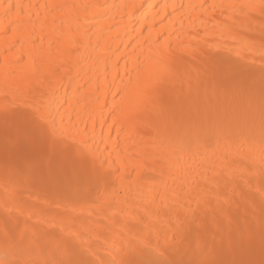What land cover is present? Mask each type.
<instances>
[{
  "label": "bare ground",
  "instance_id": "bare-ground-1",
  "mask_svg": "<svg viewBox=\"0 0 264 264\" xmlns=\"http://www.w3.org/2000/svg\"><path fill=\"white\" fill-rule=\"evenodd\" d=\"M62 2L65 0H4V3L11 4ZM93 2L107 5L134 3L137 10H129L128 15H118L115 9L112 10L113 19L109 23L118 25V28L105 37V47L109 49L107 58L95 65L91 61L77 65L70 73L72 87H68L69 80L61 79L65 73L62 67L55 80V87L60 91L49 100L57 123L63 120L65 129L71 133L73 152L87 157L78 165H70L68 170L62 171L64 181L73 186H78L81 181L85 186L91 182L98 187H94L88 199L75 200L62 195L51 179L40 176L29 180L25 177L20 190L14 193L15 201L9 203V210H6L4 122L0 119V261L4 264H25L28 260L58 264L59 260L68 258L74 261L94 259L81 255L75 248L70 257H62L57 249L70 238L69 233L96 229L82 239L92 242L99 238L101 243L96 247L107 253L110 249L102 247L103 241L114 239L123 228L112 220L119 212L120 202L127 200L131 206L134 200L138 205L141 196L149 193L152 196L163 195L168 190L167 185L184 193L180 200L182 206L185 200L193 208L199 204L198 224L204 225V231L196 237L194 245L191 240L185 243L184 248L187 250L192 246L193 251L183 258L197 259L196 249L204 248L205 254L214 253L209 257L214 260L258 262L262 258L259 237L254 246L242 248L236 254L227 251L226 242L221 245V237L226 238L229 233L238 236L241 226H250L253 220L259 232V204L264 199V122L261 119L264 101L259 90L261 66L264 64L260 59L264 52L261 47L264 45V17L259 9L242 17L238 9L214 6L259 4L260 0ZM164 3L186 7L162 20L163 13L159 7L149 8V5ZM189 5L195 7L189 8ZM168 12L171 13V8ZM5 26H8L7 22ZM14 27L17 31L10 37L0 36V78L5 71H14L17 77H23L33 71L34 65L42 71L47 59L57 64L62 62L67 41L53 28L45 26L41 30L38 22L36 31L26 35L19 31L18 26ZM5 40L7 44L15 45L7 53L10 62L7 67L2 51L6 46ZM161 45L166 49L170 46L179 57L172 69L174 76L162 94L163 110L144 114L131 125L114 122L115 118L110 113L113 105L122 101L128 111H134L137 89L158 76L157 48ZM41 52L45 54L44 60ZM134 64L139 66L138 72L131 71ZM253 80L256 87H248ZM77 86H80V105L77 106L73 100L70 105L61 107L57 97L71 99L72 89ZM117 89L123 91L114 100L113 94ZM84 97H87L86 101ZM16 119H21L19 114ZM48 147L51 150L50 142ZM148 150L170 157L169 163L175 167L170 166L163 171L162 165L150 163L138 170L144 179L137 185V173L131 172L130 164L123 175L131 173L132 181H118L111 187L105 186L103 173L114 171L109 164L118 163L121 159L135 161ZM105 159L109 164L101 168ZM221 179L231 183H227L226 188L219 185L208 195L210 188ZM249 196L255 205L254 214L246 207ZM105 197H114L117 207L109 209L102 206ZM169 202L165 199L163 206L167 207ZM157 203H160L159 199ZM218 212L219 217L216 215ZM101 231L107 235L101 236ZM21 238H25L26 246L32 245L28 254L9 252L10 245H19ZM168 238H172V233ZM120 247L117 243V248ZM139 256L149 258L143 253ZM122 258V255L112 253V259L117 262Z\"/></svg>",
  "mask_w": 264,
  "mask_h": 264
},
{
  "label": "snow or ice",
  "instance_id": "snow-or-ice-1",
  "mask_svg": "<svg viewBox=\"0 0 264 264\" xmlns=\"http://www.w3.org/2000/svg\"><path fill=\"white\" fill-rule=\"evenodd\" d=\"M153 7H159L160 13H163V20L167 19L168 15L184 10L186 6L175 3L149 5V8ZM187 7L195 6L189 5ZM214 7L238 9L242 17L259 9L261 16L264 17V0H260L259 4L244 3ZM169 8H171V13L168 12ZM113 9L118 15H128L129 10H137V5L134 3L107 5L93 2V0H81L79 3L74 2V0L72 2L65 0L62 3L11 4L0 0V36L10 37L17 31V27L14 26H18L19 31L26 35H30L36 31L39 22L41 30L45 26L51 27L61 35L62 39L67 41V47L62 53L63 60L60 64L47 59L42 71L34 65L33 71L23 77H17L14 71H5L0 78V90L3 93L0 95V119L4 122L3 163L6 210H9V203L15 201L14 193L20 190L25 177L29 180L40 176L44 179H51L56 182L62 195L75 200L88 199L92 195L94 187H98V185H92L91 182L85 186L84 182L81 181L78 186H73L70 182L64 181L61 175L62 171L68 170L70 165H78L81 160L87 157L73 152V145L70 143L71 133L65 129L63 120L57 123L50 110L49 98L56 96L60 91L59 88L55 87V80L62 67L65 68V73L61 79L69 80L68 87H72L70 73L75 70L77 65L84 61H91L95 65L107 58L109 49L105 47V37L114 28H118V25L109 23L113 19ZM5 22H7V27ZM138 23L140 22L138 21ZM142 30L143 24H141V34ZM16 42L19 43V38ZM5 45L2 47V51L5 54V67H7L10 63L7 53L11 52L15 45L7 44V40H5ZM261 47L264 48V45ZM40 55L41 59L44 60L45 54L41 52ZM157 57L158 76L137 89L134 111H128L122 101L113 105L110 113L115 118L114 122L131 125L144 114L157 109L163 110L162 94L168 81L174 76L172 69L179 57L177 53L171 51L170 46L166 49L163 45L157 48ZM260 59L264 61V52L261 53ZM138 67L134 64L131 71L138 72ZM63 87L61 84V88ZM248 87L255 88L256 82L251 81ZM259 90L262 101H264V64L261 66ZM122 91L123 89L116 90L113 94L114 100L116 96L121 95ZM79 93L80 86H77L72 89L71 99L66 96L57 97L60 106L70 105L73 100L79 106L81 103ZM83 99L86 101L87 97ZM85 107L87 108V105ZM18 114L21 119H16ZM261 119L264 122V102L261 106ZM49 142L51 143V150L48 147ZM169 162L170 157L166 158L148 150L142 156L137 157L135 161L121 159L118 163L109 164V161L105 159L101 162L100 167L109 164L110 168H114V171L103 173L105 186L111 187L118 181L133 180L131 173L127 176L123 175V172L131 164V172L137 173L135 183L139 185L140 181L144 179L139 174V169L149 166L151 163L162 165L163 171H167L170 166L175 167ZM76 171L78 172L79 169L77 168ZM97 175L99 176V170H97ZM227 183H231V181ZM227 183L222 179L217 181V184L210 188L208 195H211V192L215 191L221 184L226 188ZM165 187L168 190L163 195L152 196L149 193L141 196L138 205L134 200L131 206H128L127 200L120 202L119 212L112 217V220L120 223L123 228L118 236L114 239L104 240L102 244L105 250L110 249V251L106 253L96 247L97 244L101 243L99 238L92 242H86L82 239L83 236L90 235L91 231H96V229L69 233L70 238L64 241L62 248L57 249L61 256L70 257L75 248L81 255L94 259L74 261L68 258L59 260L58 264H264V199H261L259 204V232H257L256 223L253 220L250 226H241L238 236L229 233L226 238L221 237V245L224 246L226 242L227 251L232 254L239 253L242 248H251L259 237L262 258L258 262L247 259L214 260L209 258L214 253L207 252L205 254L206 249L204 248L196 249L197 259L188 260L183 257L192 252L193 247L190 246L186 250L184 248L185 243L191 240L194 245L196 237L204 231V225L198 224L200 220L199 204L197 203V207L193 208L185 200L182 206L180 200L184 193L179 189L169 188L167 185ZM158 199L159 204L157 203ZM165 199L170 201L167 207L163 206ZM251 199L249 196L246 207L249 212L254 214L255 205ZM102 206L111 209L117 207V203L114 197L111 199L105 197ZM216 215L219 217L220 213L218 212ZM33 227L37 226L33 225ZM169 233H172L171 239L168 238ZM100 235L105 236L107 233L101 231ZM153 237H155V242H153ZM161 239H163V243H161ZM24 240L25 238H21L19 245L12 244L7 250L15 255H27L32 245L26 246ZM125 242L126 248L124 247ZM117 243L121 245L119 249ZM112 253L118 256L122 255L124 258L117 262L112 259ZM139 253H143L149 258L142 259ZM102 254H104L103 258ZM0 264H4V261H0ZM25 264H46V262L28 260Z\"/></svg>",
  "mask_w": 264,
  "mask_h": 264
}]
</instances>
